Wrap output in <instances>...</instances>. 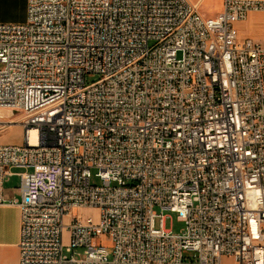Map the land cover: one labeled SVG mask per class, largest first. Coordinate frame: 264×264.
<instances>
[{"label":"built area","instance_id":"2783aa9c","mask_svg":"<svg viewBox=\"0 0 264 264\" xmlns=\"http://www.w3.org/2000/svg\"><path fill=\"white\" fill-rule=\"evenodd\" d=\"M252 12L264 0L212 17L189 0H27L24 22H0V108L23 130L0 144L18 264H264V34L235 27Z\"/></svg>","mask_w":264,"mask_h":264},{"label":"crops","instance_id":"0c3cea01","mask_svg":"<svg viewBox=\"0 0 264 264\" xmlns=\"http://www.w3.org/2000/svg\"><path fill=\"white\" fill-rule=\"evenodd\" d=\"M198 11L207 17L215 16L222 10L223 0H189ZM27 0H0V22L22 23L26 19ZM242 38L260 40L264 34V14L250 13L243 21L235 24ZM20 115L0 108V144H19L22 141ZM19 178L12 175L3 184L7 199L19 198ZM19 214L15 206L0 205V264H18Z\"/></svg>","mask_w":264,"mask_h":264},{"label":"rangeland","instance_id":"374dc122","mask_svg":"<svg viewBox=\"0 0 264 264\" xmlns=\"http://www.w3.org/2000/svg\"><path fill=\"white\" fill-rule=\"evenodd\" d=\"M256 42H261V39L260 40H255ZM2 66L0 65V68ZM95 76H92V75H87L86 76V81L87 83L90 82L91 80H95ZM92 183H96V184H100V181L96 178H93L92 179ZM97 213H98V210L97 209H91V210H79L78 211V215H91L93 216L94 218L97 217ZM164 215H165V220H164V225L167 229H171L173 232H178L183 224L181 221H179L176 217V215L174 213H170L168 212L167 210H165L164 212ZM67 218L64 219V224H67ZM100 241L107 247L108 251L111 252V246H110V242L109 240L107 239H104L102 240V238H100ZM222 264H233V261L230 259V258H226L224 257L222 259Z\"/></svg>","mask_w":264,"mask_h":264}]
</instances>
